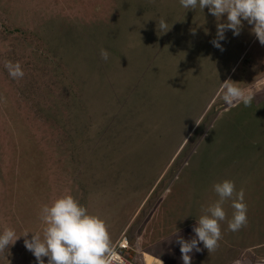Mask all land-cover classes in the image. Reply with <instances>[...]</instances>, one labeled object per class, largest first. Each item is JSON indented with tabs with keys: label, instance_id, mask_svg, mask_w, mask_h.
Listing matches in <instances>:
<instances>
[{
	"label": "rangeland",
	"instance_id": "obj_1",
	"mask_svg": "<svg viewBox=\"0 0 264 264\" xmlns=\"http://www.w3.org/2000/svg\"><path fill=\"white\" fill-rule=\"evenodd\" d=\"M217 23L179 0H0V231L42 235L41 208L70 194L112 247L126 236L138 264H173L230 179L247 223L228 230L226 200L218 246L191 264H264V45L245 21L221 51ZM228 79L254 91L249 106L224 104ZM25 238L0 264H36Z\"/></svg>",
	"mask_w": 264,
	"mask_h": 264
},
{
	"label": "clouds",
	"instance_id": "obj_2",
	"mask_svg": "<svg viewBox=\"0 0 264 264\" xmlns=\"http://www.w3.org/2000/svg\"><path fill=\"white\" fill-rule=\"evenodd\" d=\"M179 4L187 11L208 9V14L218 21L215 37L210 43L221 51L224 50L222 41L226 40V33L231 31L233 36H238L245 21L252 25L251 32L264 45V0H179ZM157 21L159 34L169 31L165 18L161 17ZM195 31L192 30L193 34ZM100 56L106 61L109 53L101 49ZM5 67L13 79L24 76L19 62H8ZM221 87V98L226 105L243 104L247 107L254 99L251 88L239 86L231 79L222 82ZM212 187L218 199L196 217V224L192 227L194 235L190 239L177 235L175 239L183 264H191V254L193 251H201V243L209 252L218 246L222 235L221 222L227 218L223 207L226 200L231 201L233 210L227 221L228 230L236 232L247 223V204L243 190L237 191L235 182L230 179L216 182ZM40 219L45 224L43 233L41 235L29 231L33 234L30 239L27 238L29 232L17 235L13 228L0 231V252L9 251L10 246L24 236L25 248L35 257L36 264H113L114 252L105 221L89 213L72 195L61 196L50 206H43Z\"/></svg>",
	"mask_w": 264,
	"mask_h": 264
},
{
	"label": "built area",
	"instance_id": "obj_3",
	"mask_svg": "<svg viewBox=\"0 0 264 264\" xmlns=\"http://www.w3.org/2000/svg\"><path fill=\"white\" fill-rule=\"evenodd\" d=\"M114 252L113 264H138L129 256L130 242L122 236L112 247Z\"/></svg>",
	"mask_w": 264,
	"mask_h": 264
},
{
	"label": "crops",
	"instance_id": "obj_4",
	"mask_svg": "<svg viewBox=\"0 0 264 264\" xmlns=\"http://www.w3.org/2000/svg\"><path fill=\"white\" fill-rule=\"evenodd\" d=\"M192 231V230H191ZM191 233H193V232H191ZM194 234V233H193ZM170 247H172V246H169V248ZM167 251H169V253H170V255L172 256V257H175L174 259H175V261H173L172 262V260H171V262L173 263V264H183V262H182V260H181V253H180V249H179V247H173V248H171V249H169V250H167ZM203 251H201L200 253H198V252H196V251H193V253L191 254L192 255V262L191 263H193V260L195 259V258H197V257H199V256H201V254H203L202 253ZM170 259V258H169ZM177 259V260H176ZM166 260V259H165ZM165 264H167V262L165 261Z\"/></svg>",
	"mask_w": 264,
	"mask_h": 264
}]
</instances>
